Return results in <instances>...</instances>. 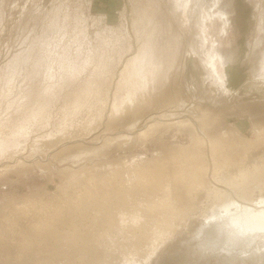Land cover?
<instances>
[{
  "label": "rangeland",
  "instance_id": "obj_1",
  "mask_svg": "<svg viewBox=\"0 0 264 264\" xmlns=\"http://www.w3.org/2000/svg\"><path fill=\"white\" fill-rule=\"evenodd\" d=\"M263 68L264 0H0V240L10 247L0 253V264H221L228 256L237 264H255L264 241L228 251L220 232L204 226L201 234L197 227L212 218L216 203L220 210L229 192L242 205L259 206L261 185L248 186L250 194L243 196L221 181L239 168L264 169V145L254 149L262 148L255 156L234 148L225 157L214 152L220 168L212 179L210 165L208 185L222 196L212 199L204 195L207 189L188 193L174 180L201 162L182 154L196 147L210 152L196 144L191 127L159 130L134 146L118 144L77 162L52 158L55 150H46L51 141L42 144L53 140L56 151L71 140L98 147L103 136L94 146L92 138L116 108L140 99L146 104L141 113L150 112L175 86L195 91L212 106L224 101L212 111L211 125L198 131L203 139L214 142L231 131L250 140L253 123L264 120ZM258 177L263 183L264 171ZM117 196L127 205L114 206ZM111 214L124 219L119 226L98 223ZM19 235L28 249L16 257L10 239ZM85 253L93 259L83 262Z\"/></svg>",
  "mask_w": 264,
  "mask_h": 264
},
{
  "label": "bare ground",
  "instance_id": "obj_2",
  "mask_svg": "<svg viewBox=\"0 0 264 264\" xmlns=\"http://www.w3.org/2000/svg\"><path fill=\"white\" fill-rule=\"evenodd\" d=\"M264 69V68H263ZM263 72V71H262ZM260 72V73H262ZM255 73V72H254ZM258 72V74H260ZM256 74V73H255ZM257 75V74H256ZM255 75V76H256ZM264 75V74H263ZM262 75V76H263ZM258 77V76H257ZM262 79V78H261ZM156 81V80H155ZM175 84V83H174ZM150 85H148L149 87ZM175 86V85H174ZM173 86V87H174ZM140 87V86H139ZM145 88V89H148ZM150 88H152L150 86ZM149 88V89H150ZM143 89V88H142ZM149 91V90H147ZM174 91V94H170V92ZM143 92V90H142ZM170 92L168 91V94L169 97L167 96V99L166 97L163 98L165 100V102L161 103L159 106L158 105H154L152 108L154 110H151L150 112H142L143 108L145 107V102L142 101L140 102V99L139 101H128L126 102V104L124 105V110L123 109H120L119 108H116L117 111L118 109H120L118 112L116 111V113L113 112V115L111 114V116L108 118L107 120V123L105 122L104 125L105 127L103 128V130H97L96 132V135L95 137H90L92 138L93 143H95V141H97L98 139L103 138L102 139V143H100V146L98 145L95 146V147H90L91 145H89L87 142H84V141H78V140H71V141H65L63 142V144H67V142H72V144H70L69 146H65L61 149H59L58 151H56L57 148H54L52 149V147H54L53 145L55 144V142H53L52 144V141L53 140H47L45 142V144H42L43 145H46L47 142L51 141V145H49L48 143V147L46 148V150H49L47 152V154L50 155L51 151L55 150L53 153H51V157L52 158H56V156L60 155L61 157L62 156H66L67 158L65 159H68L70 158L71 161H74V162H77V160H84L86 156H89L91 154H94V156L96 154H105L106 152L108 153L109 149L112 147V146H116L118 144H121V146L123 145L125 148L126 147H131V146H134L137 144V142L139 141H144L145 139H147V137L149 136H152L154 135L156 132H158L159 130H164V129H168V128H171L173 126H178V127H191L196 133H197V139H196V144L199 145L200 147H207L208 149H210V152H208V155H205V153L200 149V148H196L197 149L196 151H191V152H188V153H184V155L182 154L181 156V159H184V160H187V161H190L192 159H195L196 157L199 159H201V162L199 164H191V166L186 169V170H181L179 172L176 173V175L174 176V180L175 183L177 182V184L181 183V185L183 184L185 187H186V190L189 192H197V191H200V188H202V192L201 194H204V190L207 189V192L204 194L205 196H210L212 197V199H218V197L222 196V192H220L218 190V188L216 187H213V188H209V183L210 180L209 178L207 179V175L208 173H210V165L213 167V171L212 172L213 174H211V177L212 179L215 177V173L216 171L218 170V168H220V166H218V164H214L217 162L216 158L214 157V152H220L221 153V157H225V156H228L229 153L231 152V149L234 148V150H237V151H240L241 153H243L242 155L246 154L247 153H251L253 154V156L257 155L258 153H262V148L260 149V151L256 152L254 151L255 148L261 146V145H264V120L263 121H260V122H254L253 123V131H254V137L250 140H243V138L238 135V134H234L233 132L229 131L228 132V135H224L222 138L218 139V138H215L214 142L212 141H208L206 140V137L205 139L202 138V136L198 133V131H203V129L208 125L210 124L211 125V122L212 120H214L215 116L214 114H212V111H215V109H218L222 104H224V101H218L216 104H214V106H212L211 104H208L206 101H203L201 99H198L197 98V95L195 93V91H188V89L185 87H182V88H178L175 86V90L173 88V90H170ZM146 93V91L144 92ZM173 93V92H172ZM164 94V93H163ZM145 95V94H144ZM143 95V96H144ZM133 97V96H132ZM146 97V96H145ZM161 97V96H160ZM208 97V96H207ZM135 98V97H134ZM192 98L194 99V102L193 104H191L189 106V101L192 100ZM130 99H131V96H130ZM133 99V98H132ZM137 99V98H136ZM161 99V98H160ZM159 99V100H160ZM162 99V100H163ZM204 99V98H203ZM211 99V97H210ZM209 99V100H210ZM138 100V99H137ZM158 100V101H159ZM160 100V102L162 101ZM157 101V102H158ZM210 102V101H209ZM214 102V101H213ZM155 103V102H154ZM167 104H174L175 106H170ZM227 105H230V103H227ZM189 106V107H188ZM170 107H175L174 109H170ZM188 107V108H187ZM146 108V107H145ZM115 111V110H114ZM118 114V116H117ZM115 115V116H114ZM97 121V120H96ZM138 122H141V128H136V125ZM95 123V122H94ZM93 125V124H92ZM101 125V124H100ZM114 126V128H113ZM93 127V126H92ZM91 127V128H92ZM90 128V129H91ZM95 128V127H94ZM106 128V129H105ZM88 129V128H87ZM116 132H115V131ZM90 131V130H89ZM116 133V135H111L113 132ZM205 131V130H204ZM94 132V131H92ZM99 132V133H98ZM88 133V132H87ZM64 135V134H63ZM66 135V134H65ZM203 135V134H202ZM68 137V136H67ZM65 140V139H64ZM101 140V139H100ZM57 141V140H55ZM43 143V142H42ZM209 143V146H207ZM62 144V143H61ZM62 144V145H63ZM61 145V146H62ZM232 145H238V147H233ZM56 146V145H55ZM94 146V145H93ZM45 147L44 146V150H45ZM113 148V147H112ZM117 148V147H116ZM194 149V150H195ZM205 149V148H204ZM207 149V150H208ZM111 151V150H110ZM205 151V150H204ZM184 152V151H183ZM62 154V155H61ZM240 155V156H242ZM210 159L209 162H207V158ZM92 157V155H91ZM203 157L206 158L205 162H202L204 161L203 160ZM63 158V157H62ZM89 157H87L88 159ZM74 159V160H73ZM69 160V159H68ZM64 161V160H63ZM79 162V161H78ZM157 162V161H156ZM228 162H226L227 164ZM150 166V165H149ZM8 167V166H7ZM64 168V167H63ZM63 168H61L63 170ZM66 168V167H65ZM64 168V169H65ZM141 168V167H140ZM207 168H208V171H207ZM70 169V168H69ZM60 170V169H59ZM67 171V168L65 169ZM63 170V171H65ZM61 171V170H60ZM65 171V172H66ZM145 171H146V168H145ZM151 171V170H150ZM264 169L263 167L261 169H259V167L254 164L252 167L250 168H246V169H243V168H239L238 169V172H231L229 173L228 175L224 176L223 180L221 182H223L225 185H227L229 188L232 189V191H234L233 189L235 190H239L241 191L242 190V194L241 195H246L250 192L246 190V188L248 186H252V187H255V186H259L261 185L262 189H264V182L261 183L259 182V174L263 173ZM138 172H141L140 170H138ZM144 172V170H143ZM140 173V174H141ZM145 173V172H144ZM143 178V174H141ZM148 175V173H147ZM209 176V175H208ZM139 177V178H140ZM147 177V176H146ZM258 177V178H257ZM145 178V177H144ZM143 178V181L145 180ZM149 178V177H148ZM148 178H146L145 181L148 180ZM150 178L152 179L153 177L150 176ZM251 178H254V184H251V181L250 179ZM122 179V178H121ZM261 179V178H260ZM263 180V179H262ZM134 181V180H133ZM141 180V182H143ZM153 180H150V182H152ZM264 181V180H263ZM173 182V181H172ZM154 183V182H153ZM173 183V184H175ZM145 184V183H144ZM149 184V182H148ZM171 184V183H170ZM140 185V184H139ZM138 185V186H139ZM131 186V185H130ZM161 186V185H160ZM174 185L171 184L170 188L173 187ZM183 186V187H184ZM244 186V187H243ZM260 187V186H259ZM132 188V187H131ZM119 189V188H118ZM165 189V188H164ZM204 189V190H203ZM132 190V189H131ZM185 190V191H186ZM124 191V190H123ZM186 191V192H187ZM137 192V191H136ZM170 192V191H169ZM130 193V192H129ZM140 193V192H139ZM168 193V192H167ZM234 193V192H233ZM137 194V193H136ZM166 194V192H165ZM187 194V193H186ZM198 194V193H197ZM200 193L198 195H201ZM189 195V194H188ZM133 196V195H132ZM191 196V195H189ZM204 196V197H205ZM228 199L225 201L224 200V204L222 202V206H220V210L218 211V208H217V203H216V206L210 216H212V218H209V220H205V223L203 221V223H200L201 225H199V229L198 227L194 224L192 226H196L197 227V231H199V233L201 232L202 234V229L204 226H209V227H212L213 231L215 232H220L224 239H225V244L224 246H222V248L224 250H233L237 247L241 248L246 245V244H250L253 243L252 240H260L259 242L261 241H264V197H261L259 202H257V204L259 206H247V204H241V203H238V201H236L235 199V196L232 194V192L230 193L229 192V195H228ZM118 197V196H117ZM137 197V196H136ZM200 197V196H199ZM205 197V198H207ZM120 198V199H119ZM194 198V197H193ZM201 198V197H200ZM202 198H203V195H202ZM243 198V197H242ZM114 199V198H112ZM116 199V197H115ZM118 202L115 204L113 203L114 206L116 205H120L121 207H124V204L126 203V200L123 196V199L122 197H118ZM132 199V198H131ZM189 199V198H188ZM245 199V197L243 198ZM132 200H136L135 197L134 199ZM169 200V199H168ZM191 200V199H190ZM189 200V201H190ZM155 201V200H154ZM128 202V201H127ZM129 202H131L129 200ZM168 202V201H167ZM74 203V202H73ZM98 203V202H97ZM111 203V202H110ZM133 203V202H132ZM132 203H130L129 205H132ZM169 203V202H168ZM135 204V202L133 203ZM158 204H160L158 202ZM84 205V204H83ZM95 205V203H94ZM123 205V206H122ZM127 205V204H125ZM139 205V204H138ZM141 205V204H140ZM164 205V204H163ZM215 205V204H214ZM77 206V205H76ZM98 206V205H97ZM110 206V205H109ZM134 206V205H133ZM159 206V205H158ZM165 206V205H164ZM167 206V204H166ZM183 206V205H182ZM182 206H180L182 208ZM108 207V205H107ZM118 209L119 207L116 206ZM120 207V208H121ZM126 207V206H125ZM129 207V206H128ZM136 207V205H135ZM134 207V208H135ZM140 208V206H138ZM163 206H160V209L162 208ZM170 207V206H169ZM184 207V206H183ZM213 207V205H212ZM113 209V207H111ZM131 208V207H130ZM130 208H126L128 210H130ZM139 208H137L139 210ZM151 207H149V210H150ZM155 208V206H154ZM164 208V207H163ZM163 208L161 209L163 211ZM105 209V208H104ZM136 209V208H135ZM142 209V208H141ZM157 208H155L156 210ZM159 209V208H158ZM165 209V208H164ZM167 209V208H166ZM165 209V210H166ZM176 209V208H175ZM183 209V208H182ZM76 210V209H75ZM111 210V209H109ZM132 210V209H131ZM137 210V211H138ZM154 210V209H153ZM154 210V212H155ZM172 210V209H171ZM177 210V209H176ZM179 210V209H178ZM187 210V209H186ZM100 211V210H99ZM123 211V209H122ZM125 211V210H124ZM139 211H142V210H139ZM144 211V210H143ZM146 211L147 208H146ZM152 211V210H151ZM181 211V209H180ZM184 211V209L182 210ZM145 212V211H144ZM186 212V211H185ZM123 213V212H121ZM121 213H119L121 215ZM125 213V212H124ZM128 213V212H127ZM134 213V212H133ZM142 213V212H141ZM140 213V214H141ZM168 213V212H167ZM113 214V213H112ZM110 215V218L108 217H103L101 216L102 218L100 219V221L98 223H102V222H110L114 227L116 226H119L121 224V221H123L119 215L115 216V215ZM131 214V213H130ZM136 214V213H135ZM139 214V213H138ZM152 214V212L149 211L148 215ZM207 214V213H206ZM101 215V214H100ZM123 215V214H122ZM134 215V214H133ZM137 215V214H136ZM209 215V214H208ZM207 215V216H208ZM107 216V215H106ZM139 216V215H138ZM146 216V215H145ZM206 216V217H207ZM94 217V216H93ZM125 217V216H124ZM130 217V216H129ZM128 217V218H129ZM135 217V216H134ZM140 217V216H139ZM155 217V216H154ZM142 218V216H141ZM165 218V217H164ZM110 219V220H109ZM131 219V218H130ZM138 219V218H136ZM145 219V218H144ZM166 219V218H165ZM129 220V219H128ZM142 220V219H141ZM149 220V219H148ZM153 220V219H152ZM151 220V221H152ZM156 220V218H155ZM211 220V221H210ZM126 221V220H125ZM140 221V219L138 220ZM147 221V219H146ZM150 221V222H151ZM159 221V220H158ZM128 222V224H130L131 222L130 221H126ZM125 222V223H126ZM142 222V221H141ZM157 222V221H156ZM164 222V221H163ZM162 222V224H163ZM134 223V222H133ZM160 225H161V222H159ZM198 223V222H197ZM73 224V223H72ZM122 224H124L122 222ZM127 224V225H128ZM135 224V223H134ZM139 224H143V223H140ZM150 224V223H149ZM155 224V223H154ZM164 224H167L164 222ZM34 223L31 225L33 226ZM136 225V224H135ZM146 225V224H145ZM148 225V224H147ZM156 225V224H155ZM169 225V224H168ZM171 227L173 226L172 224H170ZM72 226V225H71ZM133 226V225H132ZM150 226V225H149ZM149 226H148V229L146 230V232L149 229ZM164 226V225H163ZM167 226V225H165ZM191 226V227H192ZM137 227V226H136ZM142 227V226H141ZM144 227V226H143ZM152 227V226H151ZM158 227H159V224H158ZM162 227V226H161ZM170 227V226H169ZM190 227V229H191ZM202 227V228H200ZM67 228V227H66ZM113 228V227H112ZM120 228V227H119ZM156 228V227H155ZM206 229V227H204ZM63 229V228H62ZM144 229V228H143ZM152 229V228H151ZM164 229V228H163ZM167 229V228H166ZM170 229V228H169ZM194 229V228H193ZM210 229V228H209ZM92 230V229H91ZM124 230V229H123ZM158 230V229H157ZM73 231H74V228H73ZM156 231V229H155ZM169 231V230H167ZM166 231V232H167ZM77 232V231H76ZM143 232V231H141ZM158 232V231H157ZM211 232V230H210ZM62 233V232H61ZM64 233V232H63ZM80 233V232H79ZM123 233V232H122ZM139 233H140V230H139ZM163 233V232H162ZM214 233V232H213ZM73 234V233H72ZM75 234V233H74ZM73 234V235H74ZM78 234V233H77ZM134 234H135V231H134ZM133 234V235H134ZM146 234V233H145ZM206 234V233H205ZM38 233H35L34 234H30V235H27V238H33V236H37ZM62 235V234H61ZM76 235V234H75ZM138 235V234H137ZM151 236V234H148ZM217 235V234H216ZM50 236V235H49ZM78 236V235H77ZM75 237L78 238V237ZM79 236H83L82 234L79 235ZM92 236V235H91ZM94 236V235H93ZM145 236V235H144ZM143 236V238H144ZM206 236V235H205ZM68 237V236H67ZM99 237V236H98ZM141 237V236H140ZM139 237V241H141V239L143 240V238L141 237L140 239ZM148 237V236H147ZM158 237V236H157ZM160 237V236H159ZM214 237V236H212ZM222 237V236H221ZM26 238V237H25ZM22 235H19L17 238L13 239L11 238L10 239V242H11V246H17L16 250H15V254H16V257H21V255L27 251L28 249V245L25 243L26 242V239H25ZM36 240H37V237H34ZM65 238V237H64ZM72 238V236H71ZM88 238V236H87ZM94 238V237H93ZM93 238H90L88 239V242L92 245H94L95 243V240ZM203 238V237H202ZM216 238V236H215ZM219 238V237H218ZM70 239V238H69ZM82 239V238H81ZM114 239V238H113ZM147 239V238H145ZM157 239V238H156ZM206 239V238H205ZM220 239V238H219ZM71 240V239H70ZM83 241H85L84 239H82ZM257 240V241H258ZM66 241V240H65ZM78 241V240H76ZM81 241V242H83ZM87 241V240H86ZM145 241V240H143ZM223 241V239H222ZM69 242V241H68ZM75 242V241H74ZM80 242V241H79ZM97 242V241H96ZM106 242V241H105ZM85 243V242H83ZM82 243V244H83ZM144 243V242H143ZM146 243V242H145ZM204 245H205V240H202V242ZM72 244V243H71ZM74 245L76 243H73ZM87 244V242H86ZM96 244V243H95ZM113 244V243H112ZM115 244V243H114ZM72 246V245H71ZM76 246V245H75ZM135 246V245H134ZM251 246H254L251 244ZM256 246V245H255ZM254 246V249L256 250ZM97 247V245L95 246ZM211 247V246H210ZM10 247L7 245V242L5 240H0V253H3L5 252L7 249H9ZM90 248V247H89ZM93 248V247H92ZM262 248V247H261ZM217 249V248H216ZM253 249V250H254ZM25 250V251H24ZM218 250V249H217ZM252 250V252H253ZM259 250V248H258ZM256 250V254L259 253V251ZM10 251H12L10 249ZM76 252V251H75ZM80 251H78L79 253ZM261 253V252H260ZM77 254V253H76ZM9 255V254H8ZM251 255V254H250ZM7 256V255H5ZM97 258V257H96ZM93 259V256L92 255H87L86 253L83 254V256H81V260H84L86 261H89V260H92ZM222 260L221 264H237L236 262V258H234L233 256L231 257H226V258H220ZM32 260V259H30ZM34 260V259H33ZM136 261V260H135ZM28 262V260L26 261ZM25 262V263H26ZM24 263V264H25ZM48 263V262H47ZM88 263V262H87ZM86 262L85 263H82L81 261V264H87ZM254 263L255 264H264V252L258 256H255L254 257ZM40 264V262H39ZM46 264V263H45ZM74 264V263H73ZM80 264V263H79ZM90 264V263H88ZM128 264H133V263H128Z\"/></svg>",
  "mask_w": 264,
  "mask_h": 264
}]
</instances>
